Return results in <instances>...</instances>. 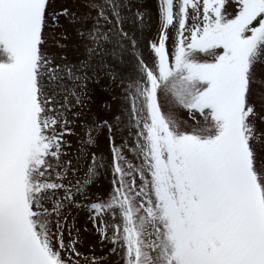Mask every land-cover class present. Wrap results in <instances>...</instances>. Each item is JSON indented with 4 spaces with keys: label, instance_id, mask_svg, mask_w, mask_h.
<instances>
[{
    "label": "snow or ice",
    "instance_id": "snow-or-ice-1",
    "mask_svg": "<svg viewBox=\"0 0 264 264\" xmlns=\"http://www.w3.org/2000/svg\"><path fill=\"white\" fill-rule=\"evenodd\" d=\"M157 15L149 39L135 0H0V264H81L72 209L116 264H264V0ZM102 71L120 89L107 163L85 151L91 128L72 142ZM101 168L111 191L93 200Z\"/></svg>",
    "mask_w": 264,
    "mask_h": 264
},
{
    "label": "rangeland",
    "instance_id": "rangeland-1",
    "mask_svg": "<svg viewBox=\"0 0 264 264\" xmlns=\"http://www.w3.org/2000/svg\"><path fill=\"white\" fill-rule=\"evenodd\" d=\"M66 0H57V6L64 4ZM135 5L139 6L140 11L145 13V36L149 39L156 38L159 28L158 21V0H135ZM57 38H59V31L57 32ZM67 45L65 54L69 59L75 60L83 55V49L79 44L78 37L75 32L68 33V39L62 41ZM50 47L56 49L53 41H49ZM116 66V71L119 72L122 65H119L118 61L114 59L111 61ZM119 80L114 83L112 79L100 72L99 76L95 80L88 82V92L84 100V107L81 111L84 116L80 118L76 126L74 127L75 136L72 138L73 142V154L76 155V148L80 147L81 141L88 140V131L91 128L92 143L87 144L89 149L88 153H94L97 157H103L104 162L107 163L110 152V133L107 128L103 126V121L108 120L110 123L114 119V115L119 108L120 89L118 87ZM179 117L187 123H193L194 121L189 118L186 111H180ZM197 119L199 117L197 116ZM98 126H93V125ZM124 134L118 133L116 135L117 143L120 142L121 136ZM85 147V151L87 152ZM81 168L83 163L81 162ZM83 177V171L81 172ZM112 175L110 171H105L101 168L100 173L94 178L93 182L88 186V195L95 200L96 197H104L106 193L111 191ZM88 211L86 209H72L69 217V223L72 224L74 220V227L72 228L73 235H76L79 230V244L78 250L81 252V264H83V258L88 257L91 259L93 256L99 258L104 257V264H116V258L109 253L111 247L107 242L102 243L92 223L88 219Z\"/></svg>",
    "mask_w": 264,
    "mask_h": 264
},
{
    "label": "trees",
    "instance_id": "trees-1",
    "mask_svg": "<svg viewBox=\"0 0 264 264\" xmlns=\"http://www.w3.org/2000/svg\"><path fill=\"white\" fill-rule=\"evenodd\" d=\"M87 146V145H86Z\"/></svg>",
    "mask_w": 264,
    "mask_h": 264
}]
</instances>
